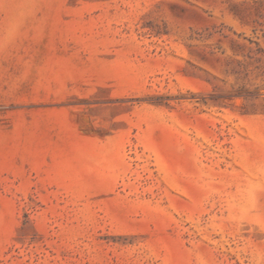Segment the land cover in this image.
I'll return each instance as SVG.
<instances>
[{"label":"rangeland","instance_id":"rangeland-1","mask_svg":"<svg viewBox=\"0 0 264 264\" xmlns=\"http://www.w3.org/2000/svg\"><path fill=\"white\" fill-rule=\"evenodd\" d=\"M0 264H264V0H0Z\"/></svg>","mask_w":264,"mask_h":264}]
</instances>
